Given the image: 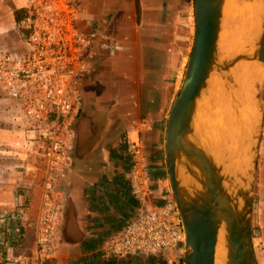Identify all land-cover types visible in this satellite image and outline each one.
<instances>
[{
	"label": "crops",
	"instance_id": "1",
	"mask_svg": "<svg viewBox=\"0 0 264 264\" xmlns=\"http://www.w3.org/2000/svg\"><path fill=\"white\" fill-rule=\"evenodd\" d=\"M77 5L84 10L77 16L78 24H95L112 45L97 51L89 74L80 82L82 102L73 121L72 164L57 179L63 198L58 248L55 257L43 264H174L166 252L108 258L101 250L129 222L167 198L163 195L168 180L166 117L191 52V0H77ZM94 100H104L109 117L97 144L91 137V123L83 116L84 104ZM15 108L6 96L0 99V169L10 174L4 173L7 179L1 187L5 192L0 191V204H8L5 210L26 206L28 221L10 219L4 234L9 244L28 254L44 162L38 163L34 177L23 172V166L33 160L22 148L21 120L19 127L12 125ZM137 121L147 124L139 135L152 183L151 195L144 202L130 194L124 177V135ZM11 146L18 148L7 150ZM252 226L258 227L264 244V133L258 144Z\"/></svg>",
	"mask_w": 264,
	"mask_h": 264
},
{
	"label": "built area",
	"instance_id": "2",
	"mask_svg": "<svg viewBox=\"0 0 264 264\" xmlns=\"http://www.w3.org/2000/svg\"><path fill=\"white\" fill-rule=\"evenodd\" d=\"M11 2L21 19L16 23L25 50L20 55L0 49V93L16 104L24 131L22 148L33 162L23 172L34 177L39 162L44 165L42 191L35 221L33 244L24 254L9 244L5 230L10 219L26 222L27 208L15 205L0 211V264H43L55 257L63 198L57 188L72 164L73 121L80 112V82L91 70V60L99 50L111 48V41L90 23L79 25L77 0H0ZM147 127L139 121L124 136L126 167L124 177L130 194L144 202L152 191L140 132ZM17 206V207H16ZM180 215L172 197L151 206L107 240L105 257L126 258L169 252L183 244ZM17 252H14V250Z\"/></svg>",
	"mask_w": 264,
	"mask_h": 264
},
{
	"label": "water",
	"instance_id": "3",
	"mask_svg": "<svg viewBox=\"0 0 264 264\" xmlns=\"http://www.w3.org/2000/svg\"><path fill=\"white\" fill-rule=\"evenodd\" d=\"M224 2L194 0V40L166 117L167 179L181 219L184 264H214L220 227L226 264H258L252 203L261 114L253 104L260 80L246 83L235 67L245 60L264 64V13L252 44L226 52L219 44ZM224 107L240 128L232 137Z\"/></svg>",
	"mask_w": 264,
	"mask_h": 264
},
{
	"label": "rangeland",
	"instance_id": "4",
	"mask_svg": "<svg viewBox=\"0 0 264 264\" xmlns=\"http://www.w3.org/2000/svg\"><path fill=\"white\" fill-rule=\"evenodd\" d=\"M244 3L240 1V5L233 4V7L235 9H241L243 8ZM12 4L9 1H6L5 4L0 3V49H4L11 54L13 53L14 55H20L22 51L25 50L24 46L19 40L18 36V28L16 25V20L15 16L17 15V11H14L13 8L11 7ZM191 48L194 40V27H195V22H194V0H191ZM229 19V20H228ZM231 19V20H230ZM226 20V21H225ZM235 23V20L233 18H230L227 16L225 19H223L222 22V32L226 30H231L232 25ZM227 24V25H225ZM230 28V29H229ZM228 31V34H229ZM226 34V33H225ZM226 38V35L223 34V40ZM187 60L185 61V65L183 67V74H182V79L181 83L183 80ZM256 65L260 66L258 62H254ZM260 88H259V98L255 101V106L253 104L254 109H257V113H259V116L261 114V117L258 118L257 121V127L259 126V142L261 137L263 136L264 133V80L258 81ZM181 85V84H180ZM180 88V86H179ZM179 90V89H178ZM178 92V91H177ZM177 94V93H176ZM5 96L0 93V99L4 98ZM222 97V95H221ZM252 107V108H253ZM83 116L85 117V120H87L88 125L89 122L91 123V137L96 144L101 141V137L104 136L106 127L109 121V117L107 114V108L105 106L104 100H94L91 102H87L83 106ZM90 120V121H89ZM12 125L19 127V113L17 111V108H15V112L12 115L11 118ZM138 122V121H137ZM136 123V122H135ZM17 127H16V132H17ZM89 130V131H90ZM125 136V135H124ZM18 148V146H16ZM15 146L8 147L7 150H12L15 151L14 149L16 148ZM5 150V151H7ZM15 153V152H14ZM13 153V154H14ZM18 154V153H17ZM123 161L126 166V160L125 157H123ZM11 163V162H10ZM2 164V163H0ZM3 164H5L3 162ZM12 164V163H11ZM125 168V167H124ZM10 170L9 168H7ZM0 191H4L5 189L1 188L4 186V182H6V177H4V173H8L5 170L0 169ZM9 174V173H8ZM10 175V174H9ZM3 196H6V193H3ZM164 196H170L173 198V195L170 191L168 180L166 183V192L163 194ZM174 200V199H173ZM8 204H0V210H5ZM252 236H253V242H254V247H255V252L257 256V261L258 264H264V244L260 240V232L258 230L257 226H252ZM169 255L173 256L174 264H184V258H185V252H184V245H180L179 247L166 252Z\"/></svg>",
	"mask_w": 264,
	"mask_h": 264
},
{
	"label": "bare ground",
	"instance_id": "5",
	"mask_svg": "<svg viewBox=\"0 0 264 264\" xmlns=\"http://www.w3.org/2000/svg\"><path fill=\"white\" fill-rule=\"evenodd\" d=\"M240 1L244 3L243 8L235 9L233 4L240 5ZM264 13V0H225L223 4V15L229 16L235 20L231 30L223 31L219 44L223 51L234 52L242 49L246 44H252L254 38L258 35L259 25ZM229 20V19H228ZM231 20V19H230ZM226 21V20H225ZM227 25V24H225ZM230 29V28H229ZM229 31V34H228ZM226 33V34H225ZM223 34L226 38L223 40ZM237 75H239L246 83L255 79L264 80V64L260 66L254 62L242 61L236 67ZM214 88L219 86L217 81L211 79ZM223 120L227 128H229V135L232 137L235 132H239L234 120H230V112L224 107ZM226 246H225V232L220 227L217 235V242L215 246L214 264H226Z\"/></svg>",
	"mask_w": 264,
	"mask_h": 264
},
{
	"label": "trees",
	"instance_id": "6",
	"mask_svg": "<svg viewBox=\"0 0 264 264\" xmlns=\"http://www.w3.org/2000/svg\"><path fill=\"white\" fill-rule=\"evenodd\" d=\"M20 19H21V15L19 13H17V15L15 16L16 22H19Z\"/></svg>",
	"mask_w": 264,
	"mask_h": 264
}]
</instances>
